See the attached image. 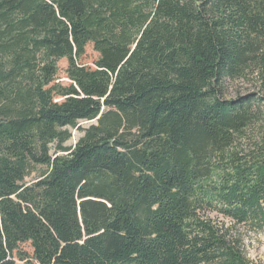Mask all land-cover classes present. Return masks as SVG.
<instances>
[{"label":"trees","instance_id":"16d2710c","mask_svg":"<svg viewBox=\"0 0 264 264\" xmlns=\"http://www.w3.org/2000/svg\"><path fill=\"white\" fill-rule=\"evenodd\" d=\"M211 213L264 230V0H0V264H257Z\"/></svg>","mask_w":264,"mask_h":264},{"label":"rangeland","instance_id":"374dc122","mask_svg":"<svg viewBox=\"0 0 264 264\" xmlns=\"http://www.w3.org/2000/svg\"><path fill=\"white\" fill-rule=\"evenodd\" d=\"M99 53L94 49L93 44H89L87 46L86 54L83 58V62L88 65H94V62L98 59ZM59 72L57 77L59 81L69 83V79L67 78L66 69L68 68V60L61 59L58 62ZM230 95L236 96L237 93L245 94L249 91H260V86L256 84V82H244V81H236L230 85ZM90 121H82L81 124L83 126H88ZM73 133L72 139L69 141V145H74L79 138L82 136V132L79 129L72 128ZM45 167L38 166L36 171L32 173V175L28 178V182H35L43 173ZM211 216L218 220H223L227 223V225H231L233 227V234L239 237L242 242L243 249L247 255V257L254 263L264 264V230L261 232H254L246 225H235L231 222L230 219L225 218L223 216H219L217 213H211ZM25 250L32 252V248L30 244L23 245ZM19 264H22L19 262Z\"/></svg>","mask_w":264,"mask_h":264}]
</instances>
